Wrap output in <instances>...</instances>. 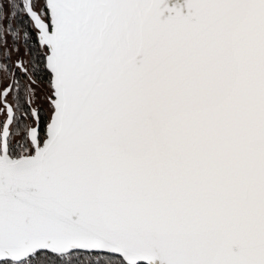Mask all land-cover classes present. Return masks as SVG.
<instances>
[{
	"label": "snow or ice",
	"instance_id": "snow-or-ice-1",
	"mask_svg": "<svg viewBox=\"0 0 264 264\" xmlns=\"http://www.w3.org/2000/svg\"><path fill=\"white\" fill-rule=\"evenodd\" d=\"M0 264H264V0H0Z\"/></svg>",
	"mask_w": 264,
	"mask_h": 264
}]
</instances>
